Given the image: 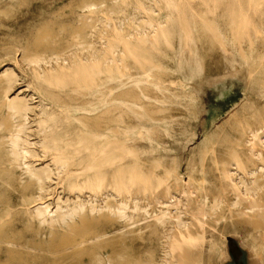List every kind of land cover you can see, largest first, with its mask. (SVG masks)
I'll return each mask as SVG.
<instances>
[{"label":"rangeland","instance_id":"1","mask_svg":"<svg viewBox=\"0 0 264 264\" xmlns=\"http://www.w3.org/2000/svg\"><path fill=\"white\" fill-rule=\"evenodd\" d=\"M0 77V264H264V0H0Z\"/></svg>","mask_w":264,"mask_h":264},{"label":"bare ground","instance_id":"2","mask_svg":"<svg viewBox=\"0 0 264 264\" xmlns=\"http://www.w3.org/2000/svg\"><path fill=\"white\" fill-rule=\"evenodd\" d=\"M86 6V5H85ZM2 73H4V75H8L9 73H11V72H9V69L7 68V69H5L4 71H2ZM4 77V76H3ZM1 78V77H0ZM11 80V79H10ZM5 82V81H4ZM29 105V104H28ZM28 105H27V103H26V100H25V98H23V97H20L19 95H15L14 97H12L11 99H10V106L13 108V110L14 111H16L17 113H23L24 111H26L29 107H28ZM11 120H13V119H11ZM18 136V135H17ZM17 136H16V138H17ZM20 138V137H19ZM19 138H17V139H19ZM22 138V137H21ZM14 139V138H13ZM16 139V140H17ZM17 145V144H16ZM24 152V151H23ZM29 153V152H28ZM9 154H11V153H9ZM47 170H48V166L47 165H45V166H41V167H37V168H33L32 169V171H33V173L35 174V175H38L37 177H39V179L41 180V179H43V174H46L47 173ZM50 173V172H49ZM33 176V175H32ZM166 204H168V203H166ZM44 205H46V204H44ZM38 206V207H36V210H35V212H36V216H38L40 219H41V221H45L46 219V213H47V206ZM57 206V205H56ZM58 209H59V207H58ZM67 209H69V208H67ZM34 210V209H33ZM71 210V209H70ZM69 210V211H70ZM74 210V209H73ZM122 210V209H121ZM53 211V210H52ZM57 211V210H56ZM68 211V212H69ZM75 211V210H74ZM94 211V210H93ZM118 211V210H117ZM65 212V211H64ZM51 213V212H50ZM62 213V212H61ZM62 214H65V213H62ZM68 214H70V212L68 213ZM67 214V215H68ZM66 215V214H65ZM121 215H122V213H121ZM49 218H50V216H49ZM178 219V218H177ZM52 221V220H51ZM180 222V221H179ZM51 224V223H50Z\"/></svg>","mask_w":264,"mask_h":264}]
</instances>
